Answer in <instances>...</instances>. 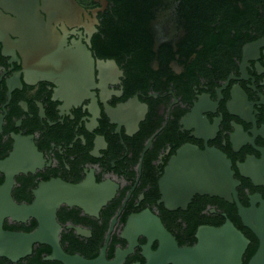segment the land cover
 <instances>
[{
  "label": "flooded vegetation",
  "instance_id": "af4514ba",
  "mask_svg": "<svg viewBox=\"0 0 264 264\" xmlns=\"http://www.w3.org/2000/svg\"><path fill=\"white\" fill-rule=\"evenodd\" d=\"M36 1L37 15L67 47L79 44L90 52L93 84L74 101L56 82L35 78L25 58L26 8L33 1L0 0V161L18 139L30 140L42 161L33 173L15 176L13 201L30 204L33 190L53 179L92 180L108 197L95 214L66 205L56 213L60 245L70 255L94 259L109 236L105 259L112 262L127 248L128 218L148 211L179 247L196 243L198 227L229 220L249 242L241 263L248 264L258 240L234 202L195 195L185 210L169 211L158 183L177 150L191 145L225 156L244 208L264 202V0H215L201 11L202 26L189 24L178 0H160L145 26L147 49L117 54L97 52L93 0H74L89 18L82 14L73 22L52 14L47 0ZM3 180L0 172V185ZM33 221L5 219L3 225L25 232ZM137 243L121 264L145 263L147 240L139 236Z\"/></svg>",
  "mask_w": 264,
  "mask_h": 264
},
{
  "label": "water",
  "instance_id": "95a60500",
  "mask_svg": "<svg viewBox=\"0 0 264 264\" xmlns=\"http://www.w3.org/2000/svg\"><path fill=\"white\" fill-rule=\"evenodd\" d=\"M26 8L30 20L27 29L25 58L33 76L40 80L59 84L66 98L80 100L93 84V60L90 52L82 45L67 47L60 37L38 16L37 1ZM99 7L90 11L93 25H97L98 13L103 12L107 0H93ZM52 14L69 22L89 15L74 0H47ZM41 156L30 140L18 139L13 151L0 161V172L4 175L0 185V258L11 263L25 259L32 254L36 245L46 246L50 254L43 258L46 262L60 264H121L138 245L137 238L143 236L147 243L142 247L144 264H241L248 240L229 221L219 227L200 226L195 233L196 243L191 247H179L174 237L163 227L160 220L148 211L131 216L125 225L122 238L128 243L123 251H116L112 262L105 259L109 241L106 237L99 255L85 259L79 255H69L60 245V226L56 213L60 206L78 207L95 214L108 199L100 186L92 180L69 184L58 179L40 183L33 190L30 204H17L11 197L14 178L18 174L33 173ZM230 163L219 151L199 150L186 145L177 150L170 159L159 180L161 202L169 211L185 210L195 195L215 196L227 203H235L243 226L251 230L258 240V247L248 264H264V202L259 208L254 204L244 208L237 199L235 190L238 182L233 179ZM246 176V175H244ZM246 177L252 178L247 175ZM254 197L253 201H258ZM255 203V202H254ZM5 219L25 223L29 219L36 222L31 232H13L3 229ZM112 221L109 233L113 229ZM157 242L155 251L151 250Z\"/></svg>",
  "mask_w": 264,
  "mask_h": 264
},
{
  "label": "trees",
  "instance_id": "16d2710c",
  "mask_svg": "<svg viewBox=\"0 0 264 264\" xmlns=\"http://www.w3.org/2000/svg\"><path fill=\"white\" fill-rule=\"evenodd\" d=\"M256 0H249L252 5ZM160 0H107L106 9L98 13L97 19L99 22L98 34L95 36L94 43L97 52L100 53L105 49L112 54H117L123 49L132 51L133 49H147L148 35L145 32V26L150 19V9L159 3ZM178 9L184 12V15L189 20L191 26H202L204 16L202 10L211 8L215 0H178ZM91 7L97 8L98 4L90 3ZM196 11V12H192ZM209 20V17H206ZM110 38L109 45L105 43V39ZM101 54V53H100ZM112 56V55H111ZM33 226L25 230L31 232ZM222 224V221L221 223ZM6 231H14L8 225H3ZM63 248V245H62ZM67 254H72V251L66 250ZM50 254V249L46 246L36 245L33 247L32 254L17 263H11L3 258H0V264H60L58 262H46L44 257ZM86 259H91L83 254ZM95 255V254H94Z\"/></svg>",
  "mask_w": 264,
  "mask_h": 264
}]
</instances>
